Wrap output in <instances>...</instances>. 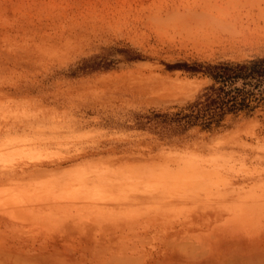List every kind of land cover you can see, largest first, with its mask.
<instances>
[{"label":"rangeland","instance_id":"374dc122","mask_svg":"<svg viewBox=\"0 0 264 264\" xmlns=\"http://www.w3.org/2000/svg\"><path fill=\"white\" fill-rule=\"evenodd\" d=\"M203 1L89 26L0 8V264L264 250V216L233 223L230 196L264 181V81L222 71L264 60V0Z\"/></svg>","mask_w":264,"mask_h":264},{"label":"bare ground","instance_id":"6f19581e","mask_svg":"<svg viewBox=\"0 0 264 264\" xmlns=\"http://www.w3.org/2000/svg\"><path fill=\"white\" fill-rule=\"evenodd\" d=\"M182 1L189 2V0H0V8H2L4 11H8L9 8H11L10 10L23 8L25 10L28 9V12H35L37 14L45 13L48 16L54 17V18H61V17L73 18L74 17L76 21L79 19L78 21L82 22L80 25H84L83 24L85 22L84 20H87V18L91 17L92 15L93 16L98 15V13L100 12L99 7L104 6V5L109 6L108 8H110L112 5H115V4H124V5L129 4V6H130V4L139 5L141 7H139L138 9H135L136 14H138V15L154 14L157 16L158 12H156V8L154 6L157 5V7H158V5L162 6L163 4L169 5V4H174V3L181 4L179 2H182ZM200 1H203V0H200ZM211 1H213V0H211ZM214 1L216 2V0H214ZM203 2H201V3H203ZM201 3H198L199 6ZM216 3H213V4L215 5ZM203 4L206 5L207 3L206 4L203 3ZM168 5H166V6H168ZM201 6H203V5H201ZM169 7L171 8V6H169ZM174 7H177V5ZM214 7H216V6H214ZM180 8H181V6H180ZM203 8L204 7H202V10H203ZM212 8H213V6H212ZM112 9H113V11L110 14H112L114 16L117 14V11L113 7H112ZM215 9H214V11H215ZM162 10H163V8L160 11H162ZM165 11L168 12L166 9H165ZM179 11H177V12H179ZM191 11H192V9H191ZM208 11L212 12L211 10H208ZM125 12H128V11L124 8H121L118 11V14H124ZM166 12H164V13L166 14ZM172 12H174V11L172 10ZM202 12H204V11H202ZM176 13H174V14H176ZM187 13H190V12H187ZM167 14L169 15V14H171V12L167 13ZM191 14L192 13H190V15ZM159 15H161V14H158V18L161 17ZM155 17H154V19H155ZM171 18H172V16H171ZM86 24L84 26H89ZM257 192H261V193L258 194ZM224 195H226V194L224 193L222 196H224ZM230 196H231L232 200L235 202V206L237 207V209L235 211L236 214L234 215L235 217H234L233 223H235V224H237V223L242 224L243 223L244 224L250 218H253L252 220H258L259 221V220H261V217L264 216V181L260 182V184L256 182L254 185L248 187V189L238 190V191L233 190V194H230ZM256 248H258V249H256L255 251L253 250V252H251L252 255L249 254L250 255L249 258H247V256H248L247 252L248 251H246V250L240 251L239 255L241 257H244V258L240 259L241 264L250 263L249 262L250 258L256 254L259 255V258H257L258 262H261L262 264H264V259H263L264 256H262L264 253L263 252L264 250L260 249L259 246H257ZM256 251H258V252H256ZM205 264H226V261L223 258V254H220V256H217L214 258L211 257L209 260L205 261Z\"/></svg>","mask_w":264,"mask_h":264},{"label":"trees","instance_id":"16d2710c","mask_svg":"<svg viewBox=\"0 0 264 264\" xmlns=\"http://www.w3.org/2000/svg\"><path fill=\"white\" fill-rule=\"evenodd\" d=\"M223 76L226 79H244L264 81V60L252 65H236L235 67H223ZM225 74V75H224ZM218 91H222L218 89Z\"/></svg>","mask_w":264,"mask_h":264}]
</instances>
